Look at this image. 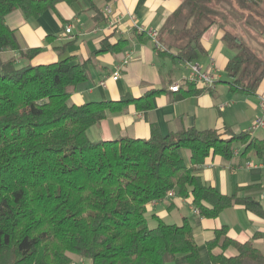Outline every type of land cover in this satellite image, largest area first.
<instances>
[{"label":"trees","instance_id":"16d2710c","mask_svg":"<svg viewBox=\"0 0 264 264\" xmlns=\"http://www.w3.org/2000/svg\"><path fill=\"white\" fill-rule=\"evenodd\" d=\"M60 1L0 0V264H72L71 254L90 264H204L191 219L175 225L153 216L157 226L150 228L148 206L174 193L191 199L204 218L235 205L264 215L253 199L259 186L239 198L241 189L223 195L200 175L210 156L231 160L236 143L261 154L264 141L194 127L163 135L155 125L149 139L90 140L88 130L109 112L149 111L162 91L72 104L73 92L89 81L87 62L32 65L40 49L24 50L6 24L13 11L39 18ZM214 26L236 51L226 66L231 91L255 95L264 81V0H183L159 42L174 60L193 63ZM125 44L105 39L95 54ZM9 52L17 57L5 58ZM182 151L190 153L188 164ZM216 248L223 252L213 255ZM229 248L237 255H225ZM207 249L213 264H264L253 241L232 239L227 226L215 231Z\"/></svg>","mask_w":264,"mask_h":264},{"label":"crops","instance_id":"0c3cea01","mask_svg":"<svg viewBox=\"0 0 264 264\" xmlns=\"http://www.w3.org/2000/svg\"><path fill=\"white\" fill-rule=\"evenodd\" d=\"M182 2L61 0L54 10L44 12L39 18H27L20 10L13 11L6 17V24L16 31L24 50L40 49L31 61L32 65H48L68 58L74 65L87 62L89 81L73 92L70 98L72 104L118 101L127 95L140 98L151 90L162 91L153 100V109L149 111H137L130 107L126 113L109 112L105 119L88 130V137L94 142L125 137L149 139L153 125L163 135L192 127L198 130L216 129L221 134L248 132L254 120L262 115L260 102L264 97V81L255 95L231 91L226 66L236 51L223 42L224 32L218 26L212 27L203 36V51L194 62L218 77L215 91H200L201 86L186 85L190 76L188 63L174 60L165 51L156 49L151 39L137 31L139 27L161 31ZM107 7H111L114 16L119 19L114 28L109 27L105 15ZM68 27H71V33L66 32ZM105 39L113 45L120 41L126 44L120 51L96 55ZM128 54L132 57L131 61L120 70L118 80H114V73ZM5 55L8 58L17 57L13 52ZM104 82L105 85L102 84ZM176 83L180 84V90L170 91V86ZM252 137L264 141V129L255 131ZM246 148L247 144L236 143L231 160L210 156L200 175L206 184L223 195H232L236 187L241 189L237 195L239 198L247 196L246 188L259 186L262 191L253 199L264 212V150L258 154L255 150L246 152ZM182 156L188 164L190 153L182 151ZM248 163L253 166L247 167ZM191 202V199L175 196L149 204L147 215L151 219L148 220L150 228L157 226L153 216L175 225H181L185 217L191 219L204 264H213L207 243L223 226L229 228L232 239L240 243L253 241L264 254V215L235 205L224 210L216 219H209L196 214ZM184 209L187 214L182 215L178 223L166 220H170L174 212ZM222 252L216 248L212 254ZM225 255L235 256L237 251L229 248ZM72 261V264H85L80 260Z\"/></svg>","mask_w":264,"mask_h":264},{"label":"built area","instance_id":"2783aa9c","mask_svg":"<svg viewBox=\"0 0 264 264\" xmlns=\"http://www.w3.org/2000/svg\"><path fill=\"white\" fill-rule=\"evenodd\" d=\"M105 15L108 18L109 27L114 28L119 23V19L116 18L111 10V7L105 9ZM137 31L141 34H145L149 39L152 40L156 49L165 51L166 49L159 42V30L154 29H144L142 27L137 28ZM67 33H71V27L66 30ZM132 57L130 54L127 55L123 64L118 67L117 71L114 73L113 79L118 80L120 70L131 61ZM190 69V76L187 80L188 83L201 86L206 91H215L218 83V77L209 71H204L198 63H188ZM105 85V82L102 83ZM180 90V84L176 83L170 86V91L178 92ZM260 108L262 110V115L257 117L248 129V133H254L257 130L264 129V97L260 102ZM253 166L248 163L247 167ZM170 197L174 196V193H170ZM197 213V212H196Z\"/></svg>","mask_w":264,"mask_h":264},{"label":"rangeland","instance_id":"374dc122","mask_svg":"<svg viewBox=\"0 0 264 264\" xmlns=\"http://www.w3.org/2000/svg\"><path fill=\"white\" fill-rule=\"evenodd\" d=\"M235 53V52H234ZM5 58H7V56L5 55L4 56ZM184 158H185V155H184ZM187 214V211L185 212V209L183 210V211H181V212H174L173 214H172V218L170 219V220H168V219H166L167 221H169V222H171V223H178L179 221H180V217L182 216V215H186ZM147 216V218H148V220H151L150 219V216L149 215H146ZM176 217H178V221H176ZM70 257L76 262V261H78V260H80V261H83L85 264H89L90 263V261L88 260V259H83V258H81V257H79V256H77V255H70Z\"/></svg>","mask_w":264,"mask_h":264}]
</instances>
